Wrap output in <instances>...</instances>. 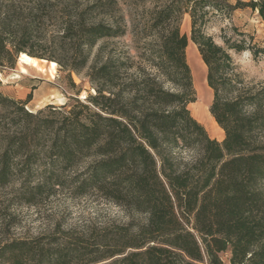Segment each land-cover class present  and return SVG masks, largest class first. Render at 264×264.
Masks as SVG:
<instances>
[{"label":"trees","instance_id":"trees-1","mask_svg":"<svg viewBox=\"0 0 264 264\" xmlns=\"http://www.w3.org/2000/svg\"><path fill=\"white\" fill-rule=\"evenodd\" d=\"M127 1L137 10L134 46L115 51L101 43L92 55L100 40L126 33L124 23L96 21V10L109 14ZM15 6L0 8V68L13 69L20 53L54 61L69 77L87 68L94 92L33 112L25 107L31 92L20 99L0 90V186L19 180L18 195L28 204L58 192L92 196L130 219L61 240L12 239L0 245V260L264 264V85L249 84L234 59L248 53L264 63V38L233 24L220 29V42L206 32L238 8L264 19V0H92L48 38L35 17L14 22ZM43 8L30 13L38 17ZM185 14L189 37L180 31ZM189 39L206 67L221 141L188 108L195 101ZM39 40L59 55L30 51Z\"/></svg>","mask_w":264,"mask_h":264},{"label":"rangeland","instance_id":"rangeland-1","mask_svg":"<svg viewBox=\"0 0 264 264\" xmlns=\"http://www.w3.org/2000/svg\"><path fill=\"white\" fill-rule=\"evenodd\" d=\"M90 1L92 0H55V4L50 5L45 0H0V8L2 5L13 2L16 5L15 12L12 14L14 22L17 20L29 22L32 17H35L36 27L42 29L48 38L55 34L56 30H60L66 22L75 21L76 14L86 9ZM228 1L232 4L236 2V0ZM40 4L44 7L39 12L40 16H33L30 8ZM136 14L137 10L132 1H127V4L118 2V8L110 11L109 14L102 13L100 9L96 10L94 16L96 21L100 20L113 25L124 23L126 33L106 41L100 40L92 50V55L101 43H106L107 49L115 51L132 48L134 42L131 29ZM230 24L241 31L253 34L256 41H262L264 38V19L249 8L234 10L230 19H215L207 27L206 32L212 35L216 42H220V29ZM180 31L189 37L188 14H185L181 20ZM28 49L43 56L59 55V52L46 40H39ZM20 55L13 69L0 68V90L5 95L20 99H24L31 92L32 99L25 106L26 109L35 112L47 104L70 103L74 98L84 101L89 93L94 92L86 76L87 68L78 74L71 72L69 77L66 72L60 70L59 65L51 66L49 61L36 57H34L37 59L36 65L32 62L25 64L20 61ZM185 55L195 90V101L188 105L190 113L204 126L210 137L221 141L222 129L218 125L214 127L210 121L213 119L209 112L212 91L206 82V67L190 39ZM234 59L239 71L249 84L264 85L262 61H253L248 53L234 55ZM70 78L74 83L73 87ZM18 188L19 180L17 179L13 183L0 186V245L12 239L31 240L39 236L46 237L44 241L47 238L61 240L65 235L87 234L91 229L99 230L102 227L123 224L130 219L123 209L112 203L92 196L72 197L65 192H58L47 197L43 195L37 198L35 204H28L18 195ZM135 219L141 220L142 216L135 215ZM0 264L6 263L0 260Z\"/></svg>","mask_w":264,"mask_h":264},{"label":"bare ground","instance_id":"bare-ground-1","mask_svg":"<svg viewBox=\"0 0 264 264\" xmlns=\"http://www.w3.org/2000/svg\"><path fill=\"white\" fill-rule=\"evenodd\" d=\"M20 61L21 62H23V63H27V62H32V63H34L35 65H36V63H37V59L36 58H34V57H31V56H29V55H27V54H25V53H21V55H20ZM44 61V60H43ZM50 62V64H51V66H56L57 65V63L56 62H54V61H49ZM33 66V65H32ZM205 66V65H204ZM35 67V66H34ZM207 109V108H206ZM211 121V123H212V125L214 126V127H217V124H216V122L213 120V119H211L210 120ZM222 131V130H221Z\"/></svg>","mask_w":264,"mask_h":264},{"label":"water","instance_id":"water-1","mask_svg":"<svg viewBox=\"0 0 264 264\" xmlns=\"http://www.w3.org/2000/svg\"><path fill=\"white\" fill-rule=\"evenodd\" d=\"M20 54H21V53H20ZM20 54H19V55H20ZM18 60H19V56H18Z\"/></svg>","mask_w":264,"mask_h":264}]
</instances>
